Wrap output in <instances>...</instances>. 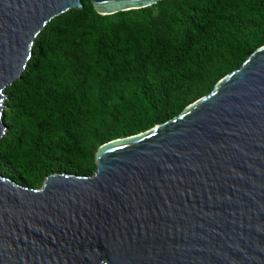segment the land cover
<instances>
[{
	"label": "water",
	"instance_id": "95a60500",
	"mask_svg": "<svg viewBox=\"0 0 264 264\" xmlns=\"http://www.w3.org/2000/svg\"><path fill=\"white\" fill-rule=\"evenodd\" d=\"M103 17L164 0H89ZM81 0H0L5 90ZM90 177L0 176V264H264V47L155 129L101 146Z\"/></svg>",
	"mask_w": 264,
	"mask_h": 264
},
{
	"label": "trees",
	"instance_id": "16d2710c",
	"mask_svg": "<svg viewBox=\"0 0 264 264\" xmlns=\"http://www.w3.org/2000/svg\"><path fill=\"white\" fill-rule=\"evenodd\" d=\"M81 1L5 90L0 176L22 187L92 176L101 146L176 118L264 47V0H164L109 17Z\"/></svg>",
	"mask_w": 264,
	"mask_h": 264
}]
</instances>
